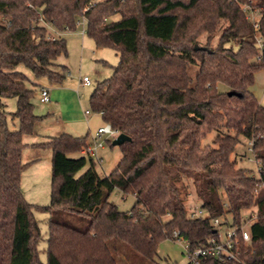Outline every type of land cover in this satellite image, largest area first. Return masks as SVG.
I'll return each instance as SVG.
<instances>
[{
  "label": "trees",
  "instance_id": "trees-1",
  "mask_svg": "<svg viewBox=\"0 0 264 264\" xmlns=\"http://www.w3.org/2000/svg\"><path fill=\"white\" fill-rule=\"evenodd\" d=\"M246 3L260 11L257 31L241 6ZM117 14L118 20L111 19ZM41 18L61 32L75 31L77 20L85 18L86 35L116 51L119 63L98 83L89 104L132 138L119 146L122 159L109 175L81 153L89 134L62 133L32 144L53 154L51 202L35 206L50 214L45 262L34 205L21 186L30 164L23 162V137L43 117L35 114V92L17 67L61 84L67 68H53L67 55V44L63 37L53 39ZM257 35L264 38V0H0V264H125L118 258L121 248L132 252L127 259L159 264L160 242L172 240L175 230L195 250L217 238L212 219L231 213L241 226L244 211L253 207L258 212L252 243L241 244L240 257L264 264V106L250 91L255 73L264 70V59L256 62ZM14 98L17 110L10 113L6 100ZM10 118L18 119V129L10 128ZM220 129L225 131L202 149L207 134ZM242 136L252 142L262 178L232 159ZM112 141L107 142L114 147ZM189 179L206 218L189 217ZM116 189L135 198L131 209L121 211L110 199ZM64 213L88 216L89 224L79 229L56 218ZM199 262L221 264L209 256Z\"/></svg>",
  "mask_w": 264,
  "mask_h": 264
},
{
  "label": "rangeland",
  "instance_id": "rangeland-1",
  "mask_svg": "<svg viewBox=\"0 0 264 264\" xmlns=\"http://www.w3.org/2000/svg\"><path fill=\"white\" fill-rule=\"evenodd\" d=\"M100 1L105 0H93V2ZM119 18L120 16L117 14L111 19L118 20ZM77 27L75 31H66V33L63 34V38L67 44V55H60L56 62L58 66L53 68L56 72L60 73L62 72V66H66L67 70L64 72L66 78L61 84H52L47 76L37 77L30 69L23 65L17 67L18 71L28 77L27 87L35 92L32 100L35 107V114L43 117L42 120L38 121L36 127L37 133L39 134L44 133L45 135L48 133L52 136H59L62 133H68L74 137H78L87 134L90 135V133L95 132L100 126L105 125V121H103L101 114L91 109L89 98L98 83L106 80L113 74V67L119 63L120 58H118L113 48L98 47L86 34H82V27ZM59 37L62 36L59 35ZM200 39L202 43L206 42V36ZM215 39L216 44L217 36ZM253 64L255 63L253 62ZM189 71L192 78L195 79L198 73L197 66L189 68ZM85 76L90 79V84H83L82 79ZM218 86L223 92L229 91V88L223 83H219ZM45 88L50 91V101L42 103L40 101L41 89ZM250 91L260 104L264 106V70H258L255 73ZM6 104L8 112L14 113L17 110L16 98L7 99ZM86 111H89V114H86ZM8 124L12 130L18 129L20 125L17 118H10ZM224 131V129H220L219 131H213L207 134L203 139L202 149H206V147L212 145L213 140L219 135V132ZM33 133H31V135H25L23 138L26 139L27 142L34 141V137H32ZM27 148L28 146L25 149ZM118 153L119 147H111L108 142H106L103 149L99 150V156L101 155L104 161L103 164H99L97 168L102 175H104L106 171H109L110 167L117 160ZM24 156L25 159H28V155L24 154ZM232 159L234 161L236 160L238 168L248 170L251 176L262 178L260 174V163H257L254 153L250 148V143L245 137H241V142L236 146ZM50 164L45 158L42 160V164H29L24 169L21 178L23 194L27 202L34 205L33 214L39 223L41 240L38 244V248L40 251V258L43 262H45L47 258L46 246L49 233L48 222L50 214L36 209L35 206H48L51 202L52 166ZM185 185L186 191L184 192V196L186 197V205L190 211L191 208L199 206L200 201L195 194L193 181L190 179L185 180ZM260 190L264 192V184L259 187V191ZM221 195L226 199L224 192H221ZM110 199L121 211L131 209L135 203V198L131 194L124 195L119 189H116L111 194ZM257 212L258 210L256 207L244 211V225L248 228L251 227L253 222L257 219ZM56 218L79 229L86 228L90 221L88 216H78L69 213L60 214ZM231 221V213H227L222 217V222H226L224 225H227V222L230 223ZM225 229L226 227L222 226L221 231ZM116 244L118 246L122 245L121 242H116L115 245ZM130 254L132 255V252H126L124 248H121L118 253V258H123L125 264H154L148 260H144V262H135L131 257L127 259V256L129 257ZM155 260L159 264H182L187 260L186 251L183 244L179 241L165 239L160 242L158 255L155 257Z\"/></svg>",
  "mask_w": 264,
  "mask_h": 264
},
{
  "label": "built area",
  "instance_id": "built-area-1",
  "mask_svg": "<svg viewBox=\"0 0 264 264\" xmlns=\"http://www.w3.org/2000/svg\"><path fill=\"white\" fill-rule=\"evenodd\" d=\"M241 6L243 7L248 19L254 23L255 30L257 31L259 29V9L251 6L250 3L241 4ZM40 22L50 30L53 39L59 38L61 31H57V29L54 28L52 24L44 18H41ZM76 25L82 27L83 35L86 34L87 27L85 18L77 20ZM256 45L258 47L259 53L256 62L260 64L264 59V38H261L257 35ZM82 82L83 84L91 83L87 76L82 79ZM40 101L42 103L50 101V91H48L47 88L41 89ZM86 114H89V111H86ZM118 135L119 132L113 128L111 123H105V125L100 126L93 134L90 135V143L84 150L81 151V153L92 159L95 158L100 164L99 150L105 147V144L107 141H109V139H115L118 137ZM250 148L252 150V142L250 143ZM189 212V217L192 219L206 218L208 215V213L199 208V206L191 208ZM168 217H170V214H168ZM225 223L226 222H222V216L212 219L211 224L217 232V238L212 239L207 246H201L195 250L190 249V244L184 238L180 230H175L172 235V240L179 241L181 244H183L186 251L187 260L182 264H200V258L207 256L219 260L221 264H248L240 257V246L242 243L251 245L252 242L250 227L248 228L244 224L241 226H236L234 225L233 221L230 223L227 222V225H224ZM222 226H225L226 229L221 231Z\"/></svg>",
  "mask_w": 264,
  "mask_h": 264
},
{
  "label": "crops",
  "instance_id": "crops-1",
  "mask_svg": "<svg viewBox=\"0 0 264 264\" xmlns=\"http://www.w3.org/2000/svg\"><path fill=\"white\" fill-rule=\"evenodd\" d=\"M60 33H61L60 35L63 37V34L66 33V31L60 32ZM37 124H38V122H37ZM37 124L35 125V132L32 134V137H34V141L27 142L26 139L23 138L24 142L28 145V148L23 150V152H22L23 162L24 163H30V164H32V163H34V164L41 163L42 164V160L45 158L49 164L51 163L50 165L52 166V158H53L52 151L48 148L47 149L36 148V147L32 146V144L44 143V142H47L50 139V137H56V136H52L48 133H46L45 135H44V133L43 134L37 133V128H36ZM93 133H90V135ZM34 135H36V136H34ZM39 138H41V139H39ZM24 154L28 155V159H25ZM121 159H122V152L119 149V153L117 154V160L110 167L109 171L105 172V175H109L110 172L116 168V166L121 161ZM103 161H104V159L100 155V164H103Z\"/></svg>",
  "mask_w": 264,
  "mask_h": 264
},
{
  "label": "water",
  "instance_id": "water-1",
  "mask_svg": "<svg viewBox=\"0 0 264 264\" xmlns=\"http://www.w3.org/2000/svg\"><path fill=\"white\" fill-rule=\"evenodd\" d=\"M201 48H204V47H198L196 46L195 49H201ZM234 93V92H233ZM233 93L231 92L230 95H233ZM132 138L126 134H119L118 137H116L115 139H113L112 141V144L113 146H121L123 145L126 141H131Z\"/></svg>",
  "mask_w": 264,
  "mask_h": 264
}]
</instances>
